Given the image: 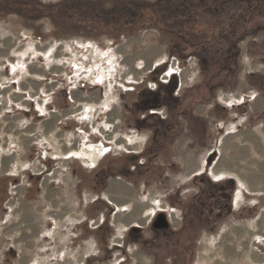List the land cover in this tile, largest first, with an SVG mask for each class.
<instances>
[{"label": "rangeland", "instance_id": "1", "mask_svg": "<svg viewBox=\"0 0 264 264\" xmlns=\"http://www.w3.org/2000/svg\"><path fill=\"white\" fill-rule=\"evenodd\" d=\"M148 1L159 6L144 23L122 14L124 0H0V264H21L22 251L24 264H171L183 243L180 187L199 231L188 264L204 254L227 263L225 242L239 254L231 264H264V0L238 9V22L230 2ZM159 77L171 81L156 117L146 92ZM237 96L244 107L221 103ZM60 135L63 154L44 141ZM110 146L120 170L95 172ZM216 162L235 174L215 177ZM205 169L245 179L249 190L239 179L233 192L239 208L212 210L208 183L192 178ZM115 182L131 190L115 193L121 209ZM168 208L172 228H154ZM57 227L68 242L52 236Z\"/></svg>", "mask_w": 264, "mask_h": 264}, {"label": "flooded vegetation", "instance_id": "2", "mask_svg": "<svg viewBox=\"0 0 264 264\" xmlns=\"http://www.w3.org/2000/svg\"><path fill=\"white\" fill-rule=\"evenodd\" d=\"M171 75H174V74H171ZM170 78L167 81H164L163 79H161V81L164 82V83H166V84H169L170 81H171ZM179 87L180 86H176L175 87L176 89L173 91L172 96H175L176 94H178L177 91L179 90ZM149 88H151V89H157L158 88V85H156V83H155V87L152 88V87L149 86ZM247 102L248 101H246L245 99H242V103L241 102H233V105L235 107L236 106H238V107L239 106L244 107V105ZM221 103L223 104V106L227 110H230L232 107H234L233 105H230L229 103H225V101H222ZM160 110H161L160 108H157L154 111L155 112H158ZM151 113L152 112H150V114ZM238 125H241V123H238ZM112 151L113 150H112V147L111 146H110V148L109 147L108 148L106 147V151L104 150L105 155L101 159H99L97 161V163L91 169L94 170L95 172L96 171L98 172V171L102 170L101 171L102 173H103V170H106V172H108L109 169H110V172H112V173H116V171L118 172V170H120V168H119L120 165L117 164V163H115V165L113 163L112 164L109 163L110 162L109 161L110 159H108V158L109 157L111 158L112 155H116V156H120V155H117V154L113 153ZM129 156H132V154L131 155L129 154ZM210 161L212 162V160H210ZM209 162H207V163H209ZM105 165H110V166L106 167ZM114 166H117L118 167V169L116 171H114L112 169ZM192 178L193 179H195V178H201L206 183H208V188H210V190H208L207 192L211 196V199L214 201V203H213L214 206L212 207V210H214L215 209V205H217L218 208H219V212H220L219 215L222 214V212L224 210H227V211L230 210L231 211L232 209L239 208L241 206L242 200H241L240 204L238 205V207H236L235 197L233 195V192L235 191V188L237 186V179L236 178H234V177H228L226 179L217 180L215 177H213L210 174L209 170H207V169H205L202 173L195 174ZM196 187L198 189L196 191V193L200 192V190L202 189L201 186L200 185H197ZM178 195H179L178 198H179L180 202H179V208L177 209V215H178L179 220H180V226L178 227L177 230H180L181 231V238H182L181 241L183 243L181 244V249H179V251L176 252V255H175V258L176 259L173 262H171V264H188L189 261L187 262L186 259H187V257L190 258V256H192V254H193V247L196 244V242L198 244L199 231L197 229H195L194 227H192V228H189L188 227L187 210H186V208L184 206V203L188 199V197L191 196V193H188L187 195L184 194L183 190H181V187H180L179 190H178ZM242 195L244 197V194L243 193H242ZM217 198H218V200H217ZM187 202L188 201H186V203ZM109 204H111V203H109ZM114 206L115 205H113V209L115 208ZM170 209H172V208L163 209V210H160L159 212H157L154 215V218L151 221V224H153L152 226L154 227V222L156 221L157 216L160 213H164L165 216H166V219L168 221V227H167V229L164 228V230L169 231L168 229H171L172 228L171 212L169 211ZM140 229H142V227H140ZM183 229H184V232H183ZM155 230H157V229H155ZM185 232H187V233H185ZM228 245H229V243H227V246ZM119 247H121V246H119ZM227 250L228 251L230 250L229 247H227ZM234 257L238 258L239 257V254L236 253V252L229 251L227 263L229 264L231 262V259H233ZM86 258H88V257H86ZM262 259L264 260V257H262ZM164 264H166L165 261H164Z\"/></svg>", "mask_w": 264, "mask_h": 264}, {"label": "trees", "instance_id": "3", "mask_svg": "<svg viewBox=\"0 0 264 264\" xmlns=\"http://www.w3.org/2000/svg\"><path fill=\"white\" fill-rule=\"evenodd\" d=\"M208 1H212V2H215V3L230 2L229 9L232 12L231 18H234L233 20L235 22H238V19H239L238 18L239 15L237 14L238 9H245L246 6L252 8V6H253L251 2H250L251 4L249 3L247 5V2L251 1V0H198L196 2L198 3L197 4L198 6H207L208 5ZM157 6H159V2L152 3V2H150L148 0H124L123 7L122 8L120 7V10H121L122 14H124V16H127V18L128 17H133V19H135L137 16H139V20H140V18H144V16L142 14L146 11V9L149 10V9H152V8H156ZM140 22L146 23L145 21H141V20H140ZM176 47H178V46L176 45ZM184 50L185 49H183V52H184ZM173 51H174V53L176 55L174 54L172 57L176 56V59H179L181 61V59H180L181 57H179V55H178V54H180V50L176 49V50H173ZM165 65H166V63L163 64L162 66H160L159 69H161ZM167 70H168V68L165 67V69L162 70V73L160 74V76L163 75ZM174 76H176V74ZM158 80H159L160 83H156L155 82L158 85L157 89H151V88L147 87L148 91L146 92V94H147L148 97L150 96V102L147 105L150 108L153 107V106L155 107L158 104L157 101H158L159 96H160V94L158 93L159 90L161 88H164V89L168 90L167 87L169 85L164 83V82H162V81H160V77L158 78ZM148 100L149 99H145L144 103L148 102ZM157 108H158V106H156L153 109H157ZM158 114H159L158 112L152 111V113L150 115L157 117ZM145 118H147V117L146 116H143V117L141 116V118L139 120H144ZM38 178H40V175H38Z\"/></svg>", "mask_w": 264, "mask_h": 264}, {"label": "crops", "instance_id": "4", "mask_svg": "<svg viewBox=\"0 0 264 264\" xmlns=\"http://www.w3.org/2000/svg\"><path fill=\"white\" fill-rule=\"evenodd\" d=\"M30 73H31V76H34L35 75V73H37V74H41V75H43V72H41V70H36V68H32V67H30V65H29V69H27ZM24 79H26L25 77H24ZM27 79H29V80H31L32 82H34V84H36L37 83V81H35V79H32V78H27ZM36 82V83H35ZM241 96H237V97H231V98H233V101H232V103H231V105H233V102H241L242 103V100H239V98H240ZM224 100H227V98H224ZM226 103V102H225ZM228 103V102H227ZM234 106V105H233ZM240 123V122H239ZM239 126L240 125H237V126H233V128H232V126H229V129H231V130H233V129H235V128H239ZM230 130V132H228V134L227 135H232V134H235L236 132H232ZM256 142H254V145H255V148L256 149H259L260 148V145H258V146H256V144H255ZM244 144H247V142H245ZM1 147V146H0ZM213 161V160H212ZM212 164V162H210L209 163V165H211ZM218 164H219V162H216V165L214 166V168H211L212 170H216V171H218V172H221V171H223V170H225V171H229V172H232V174L235 172V171H233V170H231V169H229V168H218ZM229 172H227V173H224V174H228ZM199 174V173H198ZM223 174V175H224ZM235 174V173H234ZM239 176H241L240 174H238ZM229 177H232V175L230 174L229 175ZM228 178V177H227ZM226 179V178H225ZM239 179H242V180H245V179H243V177L241 176V178L240 177H238V180H237V182L239 183ZM123 185V184H122ZM124 187H125V190H121L120 188H117V187H112L111 186V191L113 192L112 194H114L113 195V198H115V202L114 201H111L112 202V204L113 205H115V207H118L119 209H121V207L123 206L121 203H119V202H117V198L116 197H118V196H116V194L115 193H117V192H120L121 194H123V193H125V194H127V195H129L130 194V188L129 187H127V186H125V185H123ZM243 186V185H242ZM247 187V188H246ZM242 188H244V189H247V190H249L248 188H249V184L246 182V186H243ZM243 193V192H242ZM111 195V194H110ZM94 197L96 196V195H93ZM93 196H91V198H93ZM112 196V195H111ZM242 198H243V195H242ZM242 200V199H241ZM136 204V203H135ZM137 206V205H136ZM138 207H139V205H138ZM56 220V219H55ZM73 220H75V219H73ZM56 223V226L58 225V222H57V220L55 221ZM52 234V236H56V235H58L59 236V238L61 239V240H63V241H66V242H68V240H67V238H66V236L63 234V235H61L62 233H58V227L57 228H55V230H54V232H52L51 233ZM65 243V242H64ZM89 246H90V249H89V251H87V249L85 248V249H82L83 251H85L84 252V255H89V252H90V250H91V248H92V243H89ZM69 255V256H68ZM27 256L28 255H25L24 257H23V255H22V260H21V264L23 263V262H25L26 260V258H27ZM65 260L67 261V262H71L69 259L71 258V255L69 254V253H67V252H65ZM81 257L83 258V253H82V255H81ZM34 259V258H33ZM32 259V260H33ZM77 259H80V258H77ZM37 261V260H36ZM79 261V260H78ZM35 262V260L33 261V264H35L34 263ZM37 262H39V261H37ZM79 263V262H78ZM24 264V263H23Z\"/></svg>", "mask_w": 264, "mask_h": 264}, {"label": "bare ground", "instance_id": "5", "mask_svg": "<svg viewBox=\"0 0 264 264\" xmlns=\"http://www.w3.org/2000/svg\"><path fill=\"white\" fill-rule=\"evenodd\" d=\"M32 45H34V44H32ZM28 60V59H27ZM26 67V66H25ZM28 67V69H29V65L27 66ZM75 67V66H74ZM77 70V69H76ZM129 73V72H128ZM169 75H171V73L169 74ZM183 87V86H182ZM110 102V101H109ZM95 109H97L96 107H95ZM97 113V112H96ZM46 114V113H45ZM94 117V116H93ZM48 140V139H47ZM44 140L45 141V143L46 144H48V145H50L49 143H51V144H53L54 146H56V151H55V153L56 152H58V153H64L63 152V150L61 149V148H63L64 147V145H65V142H64V138L63 137H61V135L60 136H58V137H56V138H54V140ZM54 141V142H53ZM44 143V144H45ZM108 148V147H107ZM73 153H75V154H79V155H81V156H83L84 154H83V152H81L77 147L75 148V149H72L71 150ZM104 151V150H103ZM98 154V153H97ZM70 158V157H69ZM68 159V158H67ZM97 162V161H96ZM213 172V175L215 176V177H218L219 175H223L224 173H227V172H229V171H225V170H223V171H221V172H218V171H216L215 169L212 171ZM238 177H240L241 178V176H238ZM240 183L243 185V186H246V181L245 180H242V179H240ZM112 187H117V188H120L121 190H125V187L122 185V184H119V183H113L112 184ZM247 188V187H246ZM89 196L87 195L86 196V199L87 200H89V199H91V198H88ZM94 197V196H93ZM137 199V198H136ZM152 200V199H151ZM149 204V205H148ZM136 205H139V203H136ZM147 205L149 206H147L148 207V209L150 208V210L151 209H154V207H152V204H150V202H148L147 203ZM157 212V211H156ZM77 214V213H76ZM156 214V213H155ZM57 215V214H56ZM150 216L151 215H148V216H144V218H146V219H144L143 217V221L145 222L146 220H148L149 218H150ZM69 217V216H68ZM176 218V217H175ZM69 219H71V220H73V219H75L74 217H72V218H69ZM58 222H60V220H58V219H56ZM152 221V220H151ZM143 222V223H144ZM61 223V222H60ZM223 245H224V250H225V256L227 257L226 258V260L228 259V255H229V251L227 250V243L225 242V243H223ZM223 247V246H222ZM230 249V248H229ZM231 251V250H230ZM211 252V251H210ZM213 254V253H212ZM211 254V255H212ZM232 254V253H231ZM21 255H23V251H22V253H21ZM215 255V254H214ZM252 256V255H251ZM23 257H24V255H23ZM259 257V256H258ZM261 257V256H260ZM255 258V257H254ZM253 258V259H254ZM223 259V258H222ZM209 260V258H208V256L207 255H202V261L200 262L201 264L203 263H205V264H208V263H206V262H209L208 261ZM230 260V259H229ZM214 262V261H213ZM211 263V262H210ZM232 263V262H231ZM231 263H229V264H231ZM215 264H228V263H226V262H217V263H215Z\"/></svg>", "mask_w": 264, "mask_h": 264}, {"label": "water", "instance_id": "6", "mask_svg": "<svg viewBox=\"0 0 264 264\" xmlns=\"http://www.w3.org/2000/svg\"><path fill=\"white\" fill-rule=\"evenodd\" d=\"M154 227L155 228H167L168 227V221H167L166 216H165L164 213H160L157 216V219L154 222Z\"/></svg>", "mask_w": 264, "mask_h": 264}]
</instances>
